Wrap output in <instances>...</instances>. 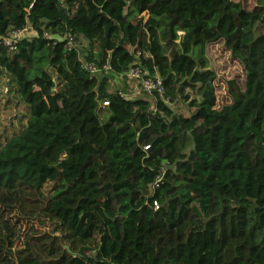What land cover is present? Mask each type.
<instances>
[{
    "label": "trees",
    "instance_id": "16d2710c",
    "mask_svg": "<svg viewBox=\"0 0 264 264\" xmlns=\"http://www.w3.org/2000/svg\"><path fill=\"white\" fill-rule=\"evenodd\" d=\"M28 26L0 42L28 115L0 149V264H264V0H0V39ZM135 66L165 94L130 95Z\"/></svg>",
    "mask_w": 264,
    "mask_h": 264
},
{
    "label": "rangeland",
    "instance_id": "374dc122",
    "mask_svg": "<svg viewBox=\"0 0 264 264\" xmlns=\"http://www.w3.org/2000/svg\"><path fill=\"white\" fill-rule=\"evenodd\" d=\"M33 35L34 33L29 31L27 36L30 37ZM211 68L215 69L218 75L223 77L224 80H227L228 78L232 79L236 76L240 78L245 77L243 69L240 66L231 69H225L223 67L222 61H214V63L211 64ZM128 82L129 81L124 78H116L112 81L111 88L113 90H122L123 86H129ZM6 84L11 87V78L6 74H2L0 77V149H2V147L8 142L10 138L19 134L26 127L28 116L26 105L19 94L14 91L13 93L9 94L4 93L3 90L5 89V87H7ZM12 87L15 89V86ZM189 92L193 94L191 91ZM130 95H132V93H130ZM138 95L139 94H137L136 96ZM169 105H171L177 112L185 116H189L190 112L187 109V105L185 106L182 103H169Z\"/></svg>",
    "mask_w": 264,
    "mask_h": 264
},
{
    "label": "built area",
    "instance_id": "2783aa9c",
    "mask_svg": "<svg viewBox=\"0 0 264 264\" xmlns=\"http://www.w3.org/2000/svg\"><path fill=\"white\" fill-rule=\"evenodd\" d=\"M31 27H25L20 30H16L11 32V34L8 37H2L0 39V42L8 47L9 51H14L17 48V44L20 40H22L25 37H28V32ZM72 43H69L71 45ZM89 71L93 74L96 72H100L101 69H97L94 65H88ZM103 71L105 73H108L110 71V66L105 65L103 67ZM127 75L134 79L138 80L141 84V87H139V91L145 92L147 94H152L153 92H158L161 95L165 94V88L162 78L159 76H152L148 70H144L140 66H135L130 68V70L127 72ZM5 94H7V89L3 90ZM124 96V95H123ZM105 105H108V102L104 103ZM150 146H145V150H148ZM165 176V170L161 169L159 174L156 177L157 184L156 186H159L160 182L163 181ZM155 209H159V205L155 203Z\"/></svg>",
    "mask_w": 264,
    "mask_h": 264
},
{
    "label": "crops",
    "instance_id": "0c3cea01",
    "mask_svg": "<svg viewBox=\"0 0 264 264\" xmlns=\"http://www.w3.org/2000/svg\"><path fill=\"white\" fill-rule=\"evenodd\" d=\"M117 78H121V77H117ZM124 87H125V86H124ZM124 87H123V88H124ZM126 88H129V87H126ZM126 88H125V89H126ZM130 88H131V89H130ZM130 88H129L128 90L131 91L132 96H136V95H137V91L140 92V91H139V88L136 87V85H135L134 87L130 86Z\"/></svg>",
    "mask_w": 264,
    "mask_h": 264
}]
</instances>
